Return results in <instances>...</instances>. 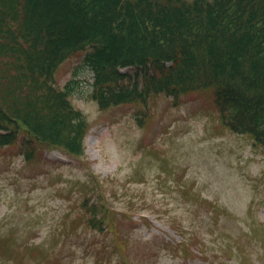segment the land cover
I'll return each instance as SVG.
<instances>
[{
	"label": "rangeland",
	"instance_id": "rangeland-1",
	"mask_svg": "<svg viewBox=\"0 0 264 264\" xmlns=\"http://www.w3.org/2000/svg\"><path fill=\"white\" fill-rule=\"evenodd\" d=\"M84 59L45 79L77 80L64 99L86 124L81 156L0 114L15 138L0 145V264H264V147L210 88L101 106ZM92 199L107 230L87 221Z\"/></svg>",
	"mask_w": 264,
	"mask_h": 264
},
{
	"label": "trees",
	"instance_id": "trees-1",
	"mask_svg": "<svg viewBox=\"0 0 264 264\" xmlns=\"http://www.w3.org/2000/svg\"><path fill=\"white\" fill-rule=\"evenodd\" d=\"M75 51L101 106L210 88L223 122L264 147V0H0V114L81 156L86 124L64 99L77 81L56 91L45 80ZM5 130L0 145L15 139ZM83 206L107 230L98 201Z\"/></svg>",
	"mask_w": 264,
	"mask_h": 264
}]
</instances>
